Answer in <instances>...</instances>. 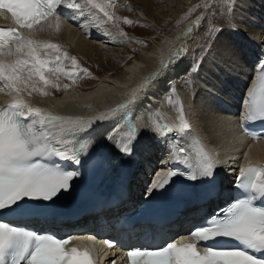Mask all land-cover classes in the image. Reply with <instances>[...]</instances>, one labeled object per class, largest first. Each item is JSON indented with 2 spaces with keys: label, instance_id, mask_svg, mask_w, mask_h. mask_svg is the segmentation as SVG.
Here are the masks:
<instances>
[{
  "label": "snow or ice",
  "instance_id": "6c2138e0",
  "mask_svg": "<svg viewBox=\"0 0 264 264\" xmlns=\"http://www.w3.org/2000/svg\"><path fill=\"white\" fill-rule=\"evenodd\" d=\"M62 6L79 16L95 10L108 21L121 19L110 11L115 7L114 0H0V14L9 13L20 28L31 30L39 26L42 29V21L49 17L55 16L59 20L58 10ZM96 18L93 16V21ZM200 19L195 23L198 24ZM123 21L133 23L127 17ZM121 35L126 36L123 32ZM184 51L186 49L181 48L173 53V57H179L180 52ZM65 61H70L71 70H68ZM167 66L162 60L161 67ZM80 73L90 75L87 69L78 65L75 56L62 51L60 44L37 41L25 37L15 28L0 27V86L7 88L12 96L10 103L0 107V210L19 209L25 200L51 201L61 192L68 191L79 175L77 171L39 161L60 157L78 164L79 154L86 153L89 145L80 143L69 149L66 146L71 142L66 136L83 131L90 121L44 112L39 107L31 106L22 92L31 85L29 96L32 92L47 95L43 89L36 87L37 83L42 82L45 87L60 90L58 81L61 76L72 78ZM156 75L153 73L151 79H155ZM49 76H55L56 80L49 79ZM143 86L141 84L140 88ZM134 100L135 90L128 101L117 106V110L127 108ZM168 101L172 103L170 97ZM245 105L241 116L244 124L264 121V69L258 81L249 88ZM177 112L176 119L183 134L190 125L182 104H178ZM152 123L157 132L170 130L167 124H161L156 119ZM127 127L126 139L118 145L123 152L130 151V144L137 133L136 124L129 121ZM252 138L258 139L255 136ZM189 147L193 150L196 163L188 178L213 177L218 164L215 155L208 152L198 139ZM172 159L190 165L188 150L178 140L172 149ZM245 160H248L247 154ZM176 175L172 170L159 173L148 189L149 194L164 188ZM237 186L242 190L243 198H237L219 214L206 218L202 224L194 227L187 237L182 238L189 242L174 241L158 247L132 248L125 253L128 264H264V255H255L264 254V207H258L255 203L258 199H264V164L242 166ZM220 237L237 242V246L220 248L207 243ZM71 239L0 222V264H96L92 249L66 247ZM191 241L199 242L202 250ZM103 243L108 248L115 246L110 240Z\"/></svg>",
  "mask_w": 264,
  "mask_h": 264
},
{
  "label": "bare ground",
  "instance_id": "6f19581e",
  "mask_svg": "<svg viewBox=\"0 0 264 264\" xmlns=\"http://www.w3.org/2000/svg\"><path fill=\"white\" fill-rule=\"evenodd\" d=\"M122 1L114 0L115 7L110 10L115 13V16L121 18L119 20L108 21L102 13H97L95 10L91 14L85 13L84 16H79L73 10L63 8L59 13L58 21L56 17L49 18L42 22V29L35 26L31 30H23L25 37L60 44L62 51H67L68 54L84 60L87 65L97 71L110 73L111 71L107 73L104 69L106 64L110 66L123 64L125 69L119 71V75L104 76V80L94 87L83 83L80 85L71 83L67 85L69 87H64L61 82L64 78L61 76L58 83L63 91L51 86L45 87L40 82L36 84V87L43 89L48 93L47 95L32 92L29 96L31 85L27 91L22 92L24 99L31 106L39 107L44 112L71 117L73 120L80 118L85 122L90 121L86 123L83 131H76L66 136V139L71 142L66 147L69 148L81 138L89 145L88 151L109 153L110 175L116 171H113L116 165H122L124 161L125 163L133 162L129 185V200L132 202L139 197L138 192L141 191L146 178V167L151 165L153 176L164 171L160 170V164L156 162V159L164 158L166 153L159 142V132L154 130L152 121L156 119L159 122L160 119H167V116L170 117L167 123H171L173 117L177 120L178 104L183 105L191 127L190 133L185 132L199 135L213 150L221 166L219 170L223 182L234 177L239 164L264 160V141H251L239 132L240 103L245 89L253 78L256 62L264 54V0H258L257 3L253 0H238L235 4L236 8H232L233 10L229 12L227 8L228 18L222 20L221 27L227 33L230 30L232 32L236 30L237 34L240 36L242 34L245 37L244 39L241 36L245 40L244 45L250 47L242 54L237 49L241 44L235 45L233 40L230 46L233 47L232 53H229L230 49L227 53L224 41L214 37L213 46L218 40L221 43V49L218 52L213 51L215 60L213 63L207 62L209 67L207 63L204 64L209 69V73L207 71L203 73L206 77L204 76L202 80L197 75L191 80V87L181 83L180 77H185L183 74H185L187 63H190L191 57L195 56V51L211 42L209 37L212 34L211 30L206 38L210 40L208 39V42L205 40L206 42L198 45L194 41L196 39L194 29L198 28L200 20L197 24L195 23L197 20L192 19L182 33L172 39L171 44L168 45L165 42L166 39L161 37L148 39L146 42L148 49L142 50L136 58L127 63L124 58L126 50L117 48L123 41L121 32L125 31L122 23L123 17L119 14ZM140 1L149 15L147 13H143V16L137 14V20L150 25L154 23H150L148 18L153 22L157 20V17L161 18L158 13L152 11V7H155L157 1L160 0ZM214 8L215 4L210 9L211 13L214 12ZM93 16L97 17L94 21ZM5 17V14H0V20H4ZM169 22H165V26H168ZM216 27L217 25H214L211 29H216ZM131 45L134 48L133 42ZM181 48L186 51L180 52L179 57H173V53ZM228 55L229 58L226 57ZM5 59H11V57ZM162 60L168 64L167 68L161 67ZM153 73H157L155 79H151ZM49 79L56 80V77L49 76ZM141 84L144 85L143 88H140ZM96 88L97 90L91 91ZM133 90H135L134 102L130 103L127 108L117 110L118 105L130 99ZM203 90L204 94L201 95ZM8 91L7 88L0 86V107L11 102L12 96L8 94ZM169 97L172 103H169ZM218 98L221 100L218 101ZM227 104L235 110L224 111V108L227 109ZM129 121L137 125L136 140L130 144V150L133 149L134 144L136 145L135 157L132 154L134 150L123 152L118 147L126 139L125 134L128 131ZM157 144H160V147ZM245 154L248 160H245ZM226 188L230 189V186ZM195 214L196 209L185 211L181 217L167 227L166 231L163 230L160 236L167 237L175 231L182 232L187 229L190 224L197 221ZM90 219L91 225L97 222L95 216ZM103 220L109 221L110 216H104ZM112 234L117 233L112 232ZM137 237L138 234L133 236L127 234L125 241L130 243Z\"/></svg>",
  "mask_w": 264,
  "mask_h": 264
},
{
  "label": "rangeland",
  "instance_id": "374dc122",
  "mask_svg": "<svg viewBox=\"0 0 264 264\" xmlns=\"http://www.w3.org/2000/svg\"><path fill=\"white\" fill-rule=\"evenodd\" d=\"M257 1L258 0H253V2L255 3H257ZM237 2L238 0H218V1L216 0H160V1H157L155 7H152V11L154 10L153 11L154 13H158V15H160L159 17L161 18L158 19L157 17V20L154 22L150 21V19L148 18V21L154 24L146 25L145 23H141L139 20H137V14H140V15H142L143 13L148 14V12L145 11L143 7V3L140 0H128V1L123 0L122 6L120 4L119 14L123 18L127 17L129 20L133 21V23L127 24V23H124V21L122 22L124 24L123 25L125 28L124 33L126 34V36L122 37L123 41L120 43L121 45L117 46V48L126 50V52H124V58H125V61L129 63L131 62L132 59L136 58L137 55L140 52H142V50L148 49V45L146 43L148 39H154V38L156 39V38L161 37L164 40L166 39L165 42H167L169 45V43L171 44L172 39L174 37L182 33L185 26L192 19L197 20L198 18H202L200 19V24L198 25V28L194 29L196 32V36H195L196 39L194 41L197 42L198 45H201L204 43V41L207 38L208 33L210 34V30L212 26L217 25L215 30H211L212 34L209 36L211 40L208 38L211 42L197 49V51L194 50L195 56L191 57V60L189 61L190 63H187V67H186V69L188 70L185 69V74H183L185 75V77L183 76L180 77L182 79L181 83H185V85L188 84L187 86L191 87L192 85L191 80L195 79L197 75L199 76V78L203 80L204 79L203 77L205 76L203 73L204 72L206 73V71L207 73H209V69H207V66H205L204 64L207 62L213 63L214 62L213 60H215V56H213L214 55L213 51L218 52L221 49V45H220L221 43H219L218 40H216V43H215L216 47L213 46L214 37H216L217 39L221 38L224 41V44H226L225 45L226 51H225V48L223 50L227 53L229 51H230L229 53H232L231 51L233 47H230V46H232V42L234 41H235L234 43L235 45L241 44L240 46L238 45L237 49L238 51L242 52V54L246 51L248 47H250V46L244 45L245 40L241 38V36L244 37L242 34L240 36L239 34H237L236 30L233 32L230 30V32L228 31L227 33V31L223 30V28L221 27L223 24L222 20H227L228 18L227 13L230 10H233L232 8H236L235 4ZM214 4H215L214 12L211 13L210 9L213 7ZM206 5H210V7H207ZM227 8H228V12H227ZM213 13H215V15H212ZM168 21H170L169 23H167L168 26H165V22H168ZM194 30H192V32ZM130 33H132L135 36L133 37ZM130 41L133 42V44H135L134 48H132L133 46L131 45ZM127 42L128 44L126 45ZM228 43L229 44L231 43V45H229ZM69 55L72 56L71 54ZM226 57L229 58V55ZM76 58L78 61V65L81 68L87 69L90 75L80 73L78 76H75L72 78L63 76L64 79L63 80L61 79V82H62V86L64 87L67 85H71V83L78 84V85H80L81 83L85 85L91 84V86L94 87V85H97L98 83L104 80L103 79L104 76L112 77V76H116L117 74L119 75L120 74L119 71L124 69V67L122 66L123 64L118 65V66L114 64H112V66H110L109 64H106L104 66V69L107 70V73L108 71L112 72V73L110 72L106 74L104 72L92 69L89 65L85 63L84 60L79 59L78 57ZM208 63L207 65L209 67ZM65 65L68 67V70H71L70 61H66ZM194 67H195V70H193ZM112 68H114L115 70H110ZM60 89L61 91H63L62 87ZM94 90H97V88L92 89L91 91H94ZM203 94H204V90L202 91L201 95Z\"/></svg>",
  "mask_w": 264,
  "mask_h": 264
}]
</instances>
